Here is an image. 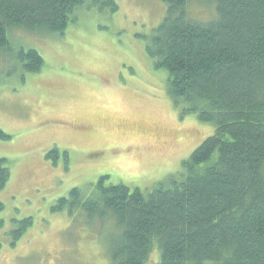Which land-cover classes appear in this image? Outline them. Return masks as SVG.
<instances>
[{"label":"rangeland","instance_id":"obj_1","mask_svg":"<svg viewBox=\"0 0 264 264\" xmlns=\"http://www.w3.org/2000/svg\"><path fill=\"white\" fill-rule=\"evenodd\" d=\"M94 1L83 0L63 33L13 29L0 55V128L10 136L0 139L10 171L0 190V264H110L107 228L53 211L59 199L76 187L90 193L102 176L152 188L214 134L174 106L168 72L146 51L166 17L163 0H115L114 11ZM187 10L201 23L217 16L209 0ZM30 49L44 60L35 73L20 62ZM54 148L58 156L47 157ZM25 218L33 224L15 240ZM154 252L146 264H157Z\"/></svg>","mask_w":264,"mask_h":264},{"label":"trees","instance_id":"obj_2","mask_svg":"<svg viewBox=\"0 0 264 264\" xmlns=\"http://www.w3.org/2000/svg\"><path fill=\"white\" fill-rule=\"evenodd\" d=\"M189 1L163 0L167 14L146 51L168 72L174 106L212 124L214 134L152 188L131 190L102 176L90 193L73 188L53 208L101 221L110 264H146L155 250L157 264H264V0H209L217 16L207 23L189 17ZM82 3L0 0V55L13 29L63 33ZM19 57L29 73L44 64L34 49ZM9 138L0 128V139ZM9 177L0 158V190ZM32 224L18 221L15 240Z\"/></svg>","mask_w":264,"mask_h":264}]
</instances>
